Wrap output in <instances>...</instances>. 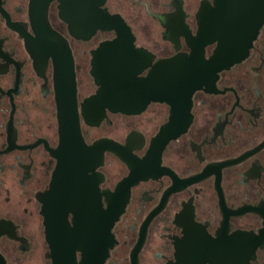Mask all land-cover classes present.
Returning <instances> with one entry per match:
<instances>
[{"label":"flooded vegetation","instance_id":"af4514ba","mask_svg":"<svg viewBox=\"0 0 264 264\" xmlns=\"http://www.w3.org/2000/svg\"><path fill=\"white\" fill-rule=\"evenodd\" d=\"M58 4L50 0L46 15L72 58L81 139L86 146L101 139L114 142L123 157L98 148L80 175L65 177V187L75 191H67L61 202L66 227H73L76 207L89 215L95 204L106 209L124 198L104 264L175 262L188 241L189 221L215 240L219 234L248 232L253 255L238 263L264 264V21L246 55L211 74L185 103L150 100L135 113L105 109L89 124L81 105L97 89L90 72L92 51L115 31L75 38L59 18ZM202 5L214 9L215 0L103 3L124 20L134 47L146 55L137 73L143 78L156 62L170 58L181 75L188 69L196 73ZM215 46V41L203 46L204 60ZM60 87L52 55L36 40L30 0H0V264H51L40 199L50 190L58 163ZM171 118L184 129L156 143ZM127 178L131 183L119 187ZM35 254L40 257L33 263ZM74 254L79 262L81 251Z\"/></svg>","mask_w":264,"mask_h":264},{"label":"water","instance_id":"95a60500","mask_svg":"<svg viewBox=\"0 0 264 264\" xmlns=\"http://www.w3.org/2000/svg\"><path fill=\"white\" fill-rule=\"evenodd\" d=\"M105 0H58V16L67 23L69 34L78 39L90 38L96 30L115 31V37L101 41L92 51L91 75L97 85L95 93L84 100L81 114L89 124H95L105 109L112 112L135 113L150 100L181 103L191 90L206 82L211 74L241 60L264 21V0H215V8L202 5L199 12L201 24L195 40L196 73L194 69L175 67L174 58L156 62L146 77H137L145 66L144 52L133 45V36L118 14H110L104 7ZM50 0H30V17L36 40L52 55L57 78L61 83L57 94V117L60 140L56 151L58 163L53 172L50 190L42 197L45 240L50 247L51 264H104L112 244L110 228L123 210L126 199L106 209L95 204L89 215L82 208H75L73 227L65 224L61 202L65 193V177L80 175L91 154L109 147L118 156L122 151L116 143L106 144L105 139L86 146L78 131L74 106V77L72 58L66 40L53 30L47 20ZM210 11V12H209ZM170 32V31H169ZM216 42L208 60L203 58V46ZM174 118L160 129L156 143H162L184 129L185 124L175 125ZM123 158V157H122ZM131 183L127 178L119 187ZM75 192V191H73ZM71 201V199H69ZM72 206V205H70ZM75 205H73L74 207ZM93 209V207H92ZM184 242L169 264H239L253 255L251 234L237 231L226 237L210 238L193 221H189ZM75 250L81 251L79 262ZM135 256V254H134ZM243 256V257H242ZM239 262V263H238Z\"/></svg>","mask_w":264,"mask_h":264},{"label":"rangeland","instance_id":"374dc122","mask_svg":"<svg viewBox=\"0 0 264 264\" xmlns=\"http://www.w3.org/2000/svg\"><path fill=\"white\" fill-rule=\"evenodd\" d=\"M54 24H55V26L56 27H58L59 29H62V27H63V25H62V23L61 22H59V21H57V20H54ZM39 255H37V254H35V255H33L31 258H30V260H33V263L34 262H38L39 261ZM27 263H28V261H26ZM29 264V263H28Z\"/></svg>","mask_w":264,"mask_h":264}]
</instances>
